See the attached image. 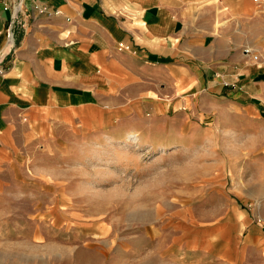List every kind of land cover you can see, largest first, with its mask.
I'll use <instances>...</instances> for the list:
<instances>
[{
  "label": "rangeland",
  "instance_id": "374dc122",
  "mask_svg": "<svg viewBox=\"0 0 264 264\" xmlns=\"http://www.w3.org/2000/svg\"><path fill=\"white\" fill-rule=\"evenodd\" d=\"M183 110L20 128L0 150V264H264V117Z\"/></svg>",
  "mask_w": 264,
  "mask_h": 264
},
{
  "label": "crops",
  "instance_id": "0c3cea01",
  "mask_svg": "<svg viewBox=\"0 0 264 264\" xmlns=\"http://www.w3.org/2000/svg\"><path fill=\"white\" fill-rule=\"evenodd\" d=\"M0 68V150L34 123L187 115L199 100L264 117V10L255 0H0Z\"/></svg>",
  "mask_w": 264,
  "mask_h": 264
},
{
  "label": "built area",
  "instance_id": "2783aa9c",
  "mask_svg": "<svg viewBox=\"0 0 264 264\" xmlns=\"http://www.w3.org/2000/svg\"><path fill=\"white\" fill-rule=\"evenodd\" d=\"M255 2H257L262 7V9L264 10V0H255ZM124 48L129 49V46L128 45L127 46L119 45V49L122 50ZM2 72H3V70L0 68V74H2Z\"/></svg>",
  "mask_w": 264,
  "mask_h": 264
},
{
  "label": "bare ground",
  "instance_id": "6f19581e",
  "mask_svg": "<svg viewBox=\"0 0 264 264\" xmlns=\"http://www.w3.org/2000/svg\"><path fill=\"white\" fill-rule=\"evenodd\" d=\"M139 139H140V136H139V134H133L130 138H129V140H130V143H137L138 141H139Z\"/></svg>",
  "mask_w": 264,
  "mask_h": 264
}]
</instances>
